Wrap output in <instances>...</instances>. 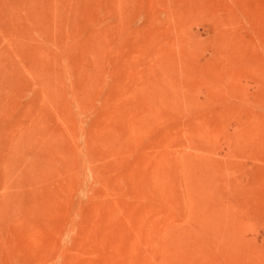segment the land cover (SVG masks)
I'll list each match as a JSON object with an SVG mask.
<instances>
[{
	"label": "rangeland",
	"instance_id": "374dc122",
	"mask_svg": "<svg viewBox=\"0 0 264 264\" xmlns=\"http://www.w3.org/2000/svg\"><path fill=\"white\" fill-rule=\"evenodd\" d=\"M0 264H264V0H0Z\"/></svg>",
	"mask_w": 264,
	"mask_h": 264
}]
</instances>
